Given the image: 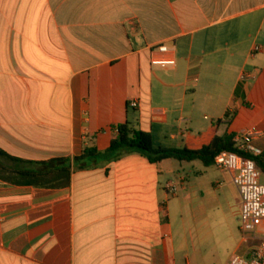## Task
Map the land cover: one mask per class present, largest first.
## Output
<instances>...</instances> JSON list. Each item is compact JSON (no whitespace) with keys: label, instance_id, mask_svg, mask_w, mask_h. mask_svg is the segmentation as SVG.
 <instances>
[{"label":"crops","instance_id":"0c3cea01","mask_svg":"<svg viewBox=\"0 0 264 264\" xmlns=\"http://www.w3.org/2000/svg\"><path fill=\"white\" fill-rule=\"evenodd\" d=\"M218 121L264 150V0H0V148L72 159L64 185L0 178V264H179L176 159L106 152L126 122L180 149Z\"/></svg>","mask_w":264,"mask_h":264},{"label":"rangeland","instance_id":"374dc122","mask_svg":"<svg viewBox=\"0 0 264 264\" xmlns=\"http://www.w3.org/2000/svg\"><path fill=\"white\" fill-rule=\"evenodd\" d=\"M171 162L174 170L163 169V183L170 179L179 185V191L167 193L163 188L162 193L168 194L179 264H184L185 258L192 264H222L240 243L238 253L242 256L259 246L257 237L243 241L241 195L229 173L200 160ZM181 176L187 178L183 183L179 182Z\"/></svg>","mask_w":264,"mask_h":264},{"label":"trees","instance_id":"16d2710c","mask_svg":"<svg viewBox=\"0 0 264 264\" xmlns=\"http://www.w3.org/2000/svg\"><path fill=\"white\" fill-rule=\"evenodd\" d=\"M213 124L205 135L194 137L183 148H155L150 132L141 130L130 122L118 126V136L112 140L106 153L115 154L114 158L124 152H137L147 157L152 163L168 159L179 161L200 160L206 166L215 165L216 156L223 151H233L257 161L264 169V151L261 155H253L241 151L235 142L236 135L218 133V124ZM92 148H86L81 156L75 157V162H85L89 157L100 155ZM72 159L54 158L44 161L26 160L8 154L0 148V178L14 184H30L41 187H56L70 182Z\"/></svg>","mask_w":264,"mask_h":264},{"label":"built area","instance_id":"2783aa9c","mask_svg":"<svg viewBox=\"0 0 264 264\" xmlns=\"http://www.w3.org/2000/svg\"><path fill=\"white\" fill-rule=\"evenodd\" d=\"M170 48L160 44L154 52L166 54ZM153 65L174 66L176 60L172 57L156 56L151 58ZM133 107L138 106L137 101H132ZM261 134L258 130H245L235 137L236 146L246 153L253 155L263 154L262 149L254 145V139ZM215 165L232 175L233 182L241 195L242 217L241 230L244 241L250 238H259L260 244L248 256L236 252L227 264H264V169L256 160L237 152L223 151L215 158ZM168 189L177 193L179 188L175 183H170ZM0 215V219H1Z\"/></svg>","mask_w":264,"mask_h":264}]
</instances>
